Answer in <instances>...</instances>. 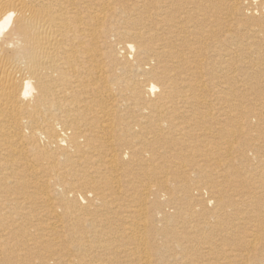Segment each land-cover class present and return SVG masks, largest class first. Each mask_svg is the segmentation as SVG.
Listing matches in <instances>:
<instances>
[{
	"label": "bare ground",
	"instance_id": "1",
	"mask_svg": "<svg viewBox=\"0 0 264 264\" xmlns=\"http://www.w3.org/2000/svg\"><path fill=\"white\" fill-rule=\"evenodd\" d=\"M0 264H264V0H0Z\"/></svg>",
	"mask_w": 264,
	"mask_h": 264
},
{
	"label": "rangeland",
	"instance_id": "2",
	"mask_svg": "<svg viewBox=\"0 0 264 264\" xmlns=\"http://www.w3.org/2000/svg\"><path fill=\"white\" fill-rule=\"evenodd\" d=\"M242 22H243V21H242ZM242 31L244 32V30H242ZM247 36H250V34H248ZM247 36H246L245 39L248 38ZM247 40H249V39H247ZM247 40H244V39H243V43H244L245 46H246V45H249L250 40H249V41H247ZM251 106H254V105H251Z\"/></svg>",
	"mask_w": 264,
	"mask_h": 264
}]
</instances>
